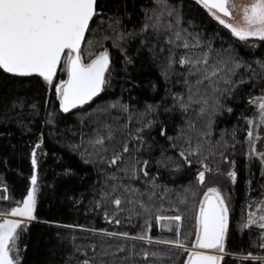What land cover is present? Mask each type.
Here are the masks:
<instances>
[{"label":"trees","instance_id":"1","mask_svg":"<svg viewBox=\"0 0 264 264\" xmlns=\"http://www.w3.org/2000/svg\"><path fill=\"white\" fill-rule=\"evenodd\" d=\"M106 14L121 18L122 28L127 31H137L144 23L145 9L154 6V0H98ZM175 6L181 8L184 24L189 32L199 33L204 42L211 41L212 47L219 50H229L231 54L241 59L242 66L231 77L242 83L225 84L219 82L220 88L227 89L222 97V103L226 106L215 114H211V107L203 114H198L200 105L193 104L187 111L174 107L172 93H187L183 83L185 66L176 65L166 80L163 74L166 66L167 45L165 37H155L149 33L147 36L138 35L128 40L124 46L128 55L132 57V64H125L124 53L113 46L110 40H103V47H107L111 53L113 72L111 85L94 97L85 105H79L64 113L59 108V101L54 90L49 88L43 78L33 75L31 77H19L6 73L0 69V212L10 210L21 201L27 192V181L20 172L23 163L25 149L28 143L43 137V148L50 157L49 169L45 174L42 193L37 207L36 221L28 224L26 230L21 233L19 242L21 248V264H76L77 260L94 259L92 249L77 252L73 256L74 248L72 237L77 244L85 246L100 240L113 246L122 243V238H112L92 234L88 229H107L109 232H129L133 235L143 233L145 220H149L151 228L148 234L154 240L175 239L174 231L161 227L164 221H159L156 216H174L175 208L179 207L185 212V219L181 232L188 237L191 244L195 240L196 209L192 207V201L198 203L199 186H196V172L200 165L196 163V157L192 165H187L179 154L185 150L189 154V141L194 149L199 143L202 146L204 156L213 169L227 166L232 170L229 161L235 162L237 172L236 181L224 175H217L220 184L231 193L230 198V224L227 240L229 253H241L252 251L264 255L259 248V230L256 226L249 229H241L240 224L246 218L249 211H257L255 201L264 198V165L259 158L249 160L247 156V129L250 127L248 119L258 116L255 105L250 103V98L264 94V78L253 75V70L259 72L257 60L264 61V41L259 38H249L247 42L239 40L231 34V31L220 24L209 12L198 3V0H170ZM192 23L189 24L188 22ZM99 21H95L91 27L96 28ZM101 31L97 37L104 34L107 24L100 25ZM90 38L86 36V40ZM141 40H148L147 46L141 44ZM155 46L157 57L149 49ZM164 47L163 53L159 49ZM83 55L88 61L87 45ZM102 50L97 43L91 49L93 53ZM181 49L177 50L179 55ZM66 79L63 65L57 72L59 80ZM194 79V78H193ZM195 91V89L193 90ZM203 92V88L201 89ZM199 96V93L197 94ZM213 100L209 98V106ZM22 104V106H21ZM36 108L33 109L32 105ZM116 104L115 108L108 105ZM121 104L129 105L128 112H124ZM159 105L156 111H149L147 115L140 117L146 111L147 105ZM227 108L232 111L228 112ZM102 109H106L102 111ZM165 109H170L165 111ZM52 114V115H50ZM54 117V118H53ZM131 117V119H129ZM209 120L211 124L209 125ZM149 121H153L152 127H145ZM191 121L193 128L188 127ZM105 124H111L115 132V139L107 142L108 152L101 151L99 147H93L89 140L94 137L97 127L105 132ZM143 128L142 133L137 129ZM164 129V133L161 132ZM235 131V136L233 132ZM206 133V135H204ZM83 134V136H82ZM142 136L137 142L136 137ZM172 137V139H168ZM83 139V143H82ZM127 142L130 154L125 153V160H147L148 176L143 173L131 181L141 191L150 189L152 177L160 187L157 192L162 197L154 199L155 208L152 216H136L134 212L129 214L130 205L124 204L123 210L116 213L121 220L120 224L105 219L106 209L111 216L116 210L114 204H103L97 207V201H102L101 192L111 191L110 185L115 183L113 173L123 178V183H129V178L116 166L109 165L100 157L110 158L115 148L120 151L123 143ZM79 145L76 148L74 146ZM175 145V147H173ZM234 145V147L232 146ZM167 157L180 162L183 167L177 169L169 161L168 167H162L156 163L161 158V152ZM224 152L228 157L224 160L218 154ZM90 153L91 155L82 153ZM124 164H120L123 168ZM142 167V164H141ZM159 173V175H157ZM252 183L249 186L248 181ZM189 184L196 186L197 195H189L187 211L185 205L174 203ZM6 186V187H3ZM170 190L165 195L163 190ZM251 189V190H249ZM147 200V196H145ZM252 207H249V205ZM70 225H83L69 227ZM170 246L165 244H148L146 241H136L135 251L141 249L157 251L162 254V264H184L186 253H171ZM99 251V248L96 249ZM114 252V247L109 249ZM164 253H169L164 256ZM123 257H127L123 260ZM112 260L113 257H105ZM156 258H144L140 255H132L130 247L125 251L115 253L114 264H151ZM222 264H260L258 261L242 262L238 256L226 255Z\"/></svg>","mask_w":264,"mask_h":264},{"label":"snow or ice","instance_id":"2","mask_svg":"<svg viewBox=\"0 0 264 264\" xmlns=\"http://www.w3.org/2000/svg\"><path fill=\"white\" fill-rule=\"evenodd\" d=\"M198 3L209 12L220 24L224 25L231 31V34L241 41L247 42L249 38H259L264 41V0H251L250 3L242 4L239 10L242 12L244 23L233 24L222 17H233V9L237 7L234 0H198ZM220 13V14H218ZM98 0H0V69L8 74L19 77H31L37 75L43 78L46 85L54 90L59 101V108L64 113L78 105H85L98 97L111 85V75L113 72L111 53L107 47H103V40H110L114 47L124 53L125 64H132V57L128 55L127 48L124 44L138 35L147 36L149 33L155 37L164 36L167 47V56L165 57L166 66L163 74L165 79L175 69L176 65L185 66L187 71L184 73V85L187 93H172L174 98V107L187 112L193 104L200 105L198 114H203L211 107V114H215L226 106L222 103V97L227 89H221L219 82L223 80L225 84L242 83L243 81L234 82L231 77L242 66L251 69L250 64H243L241 59L233 56L229 50H215L211 41L204 42L200 34L189 32L183 27V13L180 7L170 3V0H154V6L145 9L144 23L139 30L133 29L127 31L122 28L121 18L117 15L108 16ZM99 21L96 28L91 25ZM189 24L192 22L189 21ZM107 24L105 32L110 31L112 35L104 34L97 37L101 31L100 25ZM86 34L90 37L86 40ZM87 45L88 61L85 62L82 44ZM97 43L101 44L102 50L93 53L92 48ZM148 40H141V44L147 46ZM182 52L178 55L177 50ZM153 57L158 53L155 46L151 47ZM165 51L164 47L159 49L160 53ZM259 72L253 70V75L264 78V61L257 60ZM63 65V70L67 73V79H61L54 83L57 78V71ZM194 78V79H193ZM203 88V92L201 89ZM195 89V91H193ZM199 93V96L197 94ZM209 98L213 103L209 106ZM250 103L255 105L258 110V116L248 119L250 127L247 129V143L249 160L259 158L264 165V151H258L256 148L257 141L261 140V130L264 129V94L258 97L250 98ZM22 106V104H21ZM116 104L108 105L115 108ZM120 107L124 112H128L129 105L121 104ZM159 105H147L146 111L140 114V117L147 115L149 111H156ZM35 109L36 105L33 104ZM106 109H102L104 111ZM170 109H165L168 111ZM231 112V108H227ZM52 115V114H50ZM54 118V117H53ZM131 119V117H129ZM153 121H149L145 127H152ZM209 125L211 120H209ZM189 128L194 124L189 121ZM105 132H101L97 127L94 137L89 143L95 148L99 147L101 151L107 153V142L115 139V132L111 124H105ZM138 133L143 132V128L137 129ZM164 133V129L161 128ZM206 135V133L204 134ZM83 136V134H82ZM235 136V131L233 132ZM172 139V137H168ZM137 142L142 140V136L136 137ZM83 143V139H82ZM189 143V154L181 150L180 156L183 157L187 165L193 164V159L189 155L196 157V163L200 168L196 172V186H203V198L197 203L192 201V207L196 209L195 221L196 232L195 240L188 241V237L181 232L185 212L179 207L175 208L177 213L174 216H156L159 221H164L161 227L171 229L176 226L174 231L175 239L154 240L148 234L147 229L151 228L149 220H145L146 230L140 234H131L129 232H109L107 229H88L92 234L107 236L112 238H122V243L113 246L103 240L90 243L85 246L77 244L76 238L72 237L74 253L84 252L87 255V249H92L94 259L77 260L76 264H114L115 253L125 251L130 247L132 255H140L144 258L153 259L151 264H162V254L157 251H148L141 249L139 253L135 251L136 241H146L148 244H165L170 246L169 252L186 253L187 259L184 264H222L226 255L238 256L242 262L258 261L264 264V255L256 254L252 251L241 253H229L227 251V240L230 224V198L231 193H225L219 185L208 186L206 183V174H221V169L217 166L215 169L206 162L207 156L203 155L202 146L197 143L193 149L191 141ZM43 144V137L34 146L31 152V164L34 172L31 176L32 187L27 191V195L22 201L16 202V206L10 210L0 212V264H21V248L19 245L21 233L26 230L28 224L37 217V174L35 169L38 168L36 149ZM234 147V145H232ZM76 148L79 145L74 146ZM175 147V145H173ZM125 153L130 154V148L127 142L123 143L120 151H113L110 158L100 157L105 163L117 167L118 171L124 173L129 178V183H123L122 177H117L115 173L111 174L115 183L110 185L111 191H102V201H97V207L103 204H114L115 212L110 216L108 211L104 210L105 219H110L115 224H120L121 220L116 217V213L123 210V205H130L129 214L132 212L136 216H152V210L155 208L154 199L162 197L157 192L160 187L155 183V177H152L150 189L141 191L135 187L132 180L138 178L141 173L148 176V161L125 160ZM90 153H82V155ZM218 154L224 160L228 157L224 152L212 153L209 156ZM169 161L177 169L183 165L167 157L161 152V158L156 161L162 167H168ZM232 170L226 175L234 183L237 178L235 171V162L229 161ZM120 164H124L120 168ZM142 164V167H141ZM264 175V172L261 173ZM159 175V173H157ZM249 180L248 184L251 185ZM189 184L183 193L174 201V203L187 205L189 195L195 197L197 192L195 187ZM6 187V186H3ZM251 190V189H249ZM164 194H169L170 190L164 188ZM147 196V200H145ZM249 207H252L250 204ZM257 211H249L246 218L240 224L241 229H251L256 226L259 230V248L264 252V198L255 201ZM14 218H9V217ZM69 227L84 228L83 225H70ZM114 247V252L109 249ZM99 248V251L96 249ZM169 253H164L167 256ZM113 257L112 260H106L105 257ZM126 260L127 257H123ZM71 264V258L69 260ZM175 264V262H173Z\"/></svg>","mask_w":264,"mask_h":264},{"label":"rangeland","instance_id":"3","mask_svg":"<svg viewBox=\"0 0 264 264\" xmlns=\"http://www.w3.org/2000/svg\"><path fill=\"white\" fill-rule=\"evenodd\" d=\"M234 2L237 5V7L235 9H233V14H234L233 17H227V16H224L223 14H220V15H222V17L224 19L228 20V22L233 23L234 25L235 24H242V23H244V21L242 19L243 14L239 10V6L242 4L250 3L251 0H234ZM63 72L65 73V75L67 77V73L64 70H63ZM261 137H262V139L257 141V144H256V148L258 151H264V129L261 130ZM40 138L41 137H39L37 140L27 144L26 149H25L23 163L21 164V167H20V172L27 181V187H28L27 191L32 187L31 176L34 172L33 166L31 164V152H32L34 146L36 145V143L39 142ZM36 152H37V161H38V168L35 169V172L37 174V187H38L37 204H36V212H37L38 203L40 201V196L42 193V187H43L42 185L44 182V177H45L46 172L49 169L50 157L48 156V154L44 150L43 144L41 145L40 148L36 149ZM221 171H223V173L225 172L224 175H226V173L229 170H228V167L224 165L223 168L221 169ZM206 176H207L206 183L208 186L219 185L225 193H228L227 190H225V188L220 184V180L218 179L217 174H206ZM203 191H206V188L203 186H199L198 202L200 199L203 198V196H202ZM26 195H27V192L23 196L21 201L24 199V197ZM36 212H35V215H36ZM9 218H14V217L10 216ZM32 221H36V219L32 220Z\"/></svg>","mask_w":264,"mask_h":264},{"label":"water","instance_id":"4","mask_svg":"<svg viewBox=\"0 0 264 264\" xmlns=\"http://www.w3.org/2000/svg\"><path fill=\"white\" fill-rule=\"evenodd\" d=\"M219 14H220V13H219ZM86 36H87V34H86ZM59 69H60V68H59ZM59 69H58V70H59ZM57 72H58V71H57ZM12 75H13V74H12ZM67 78H68V77H66V79H67ZM78 106H79V105H78ZM36 216H37V212H36Z\"/></svg>","mask_w":264,"mask_h":264}]
</instances>
